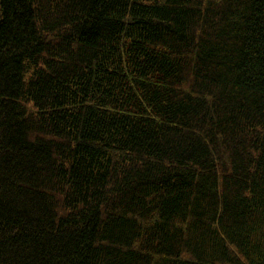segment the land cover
<instances>
[{
    "label": "trees",
    "instance_id": "obj_1",
    "mask_svg": "<svg viewBox=\"0 0 264 264\" xmlns=\"http://www.w3.org/2000/svg\"><path fill=\"white\" fill-rule=\"evenodd\" d=\"M0 264H264V0H0Z\"/></svg>",
    "mask_w": 264,
    "mask_h": 264
}]
</instances>
